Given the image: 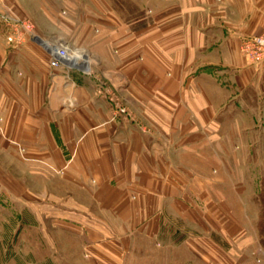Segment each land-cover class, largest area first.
Here are the masks:
<instances>
[{
    "label": "crops",
    "instance_id": "crops-1",
    "mask_svg": "<svg viewBox=\"0 0 264 264\" xmlns=\"http://www.w3.org/2000/svg\"><path fill=\"white\" fill-rule=\"evenodd\" d=\"M88 6L95 10L61 17L49 4L35 36L16 47L0 30V117L9 136L2 143L20 145L28 168L61 170L73 192L42 211L84 234L88 264H125L130 233L155 236L162 210H183L195 160L209 166L208 152L235 150L239 164L246 153L264 168V61L254 65L240 51L241 40L264 26V0ZM58 41L81 50L89 71L51 66L47 45ZM99 78L127 115L112 116ZM25 192L34 195L28 185Z\"/></svg>",
    "mask_w": 264,
    "mask_h": 264
},
{
    "label": "rangeland",
    "instance_id": "rangeland-1",
    "mask_svg": "<svg viewBox=\"0 0 264 264\" xmlns=\"http://www.w3.org/2000/svg\"><path fill=\"white\" fill-rule=\"evenodd\" d=\"M65 1L0 0V30L6 35L7 25L1 17L5 14L29 20L36 34L35 22L42 25L43 11L51 3L61 17L95 10L88 6L89 0H80L84 5L78 8L65 5ZM126 9L131 12L136 8L130 2ZM95 82L104 89L108 87L103 78ZM3 131L0 117V264H88L84 234L65 230L55 221L57 216L42 211L49 210L42 208L45 203L58 207L67 200L61 194L67 189L73 192V187L62 181L58 168L42 172L22 164L24 150L4 146L2 140L9 143V136L2 135ZM206 155L209 166L195 160L187 168L194 179L192 189L187 185L188 191H183L188 196L179 203L183 210H162L160 231L155 236L130 233V260L125 264H264V168L260 159L251 160L245 153L239 164L235 150ZM28 170L36 175H28ZM27 185L34 192L31 198L25 192ZM45 187L53 196H42ZM106 217L118 225L115 217Z\"/></svg>",
    "mask_w": 264,
    "mask_h": 264
},
{
    "label": "built area",
    "instance_id": "built-area-1",
    "mask_svg": "<svg viewBox=\"0 0 264 264\" xmlns=\"http://www.w3.org/2000/svg\"><path fill=\"white\" fill-rule=\"evenodd\" d=\"M3 21L7 25V32L5 39L7 42L12 43L13 46L19 45L27 37H34L32 23L27 19H19L18 17H8L5 14L1 15ZM50 45H48V48ZM240 51L242 55L252 64H259L264 60V28L257 34L244 37L240 43ZM63 50L59 53L63 54ZM49 64L51 66L66 65L53 50H50ZM98 84V92L105 95L108 99L112 116H125L128 114L126 107L120 102L119 98L114 91L108 88H100ZM18 149L23 151V148L18 145Z\"/></svg>",
    "mask_w": 264,
    "mask_h": 264
},
{
    "label": "bare ground",
    "instance_id": "bare-ground-1",
    "mask_svg": "<svg viewBox=\"0 0 264 264\" xmlns=\"http://www.w3.org/2000/svg\"><path fill=\"white\" fill-rule=\"evenodd\" d=\"M45 45L47 44L45 43ZM49 50H53L55 54H57L60 58H62L63 62H65L67 66L89 71V64L85 62L79 56V54H77L76 52L70 51L67 45H57V44L52 45L51 44L49 47ZM60 50L64 51L63 54L59 53Z\"/></svg>",
    "mask_w": 264,
    "mask_h": 264
}]
</instances>
